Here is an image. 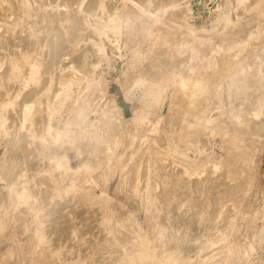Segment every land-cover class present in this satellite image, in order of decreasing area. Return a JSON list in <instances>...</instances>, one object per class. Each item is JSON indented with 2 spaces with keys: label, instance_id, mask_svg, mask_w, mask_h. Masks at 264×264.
I'll return each instance as SVG.
<instances>
[{
  "label": "rangeland",
  "instance_id": "rangeland-1",
  "mask_svg": "<svg viewBox=\"0 0 264 264\" xmlns=\"http://www.w3.org/2000/svg\"><path fill=\"white\" fill-rule=\"evenodd\" d=\"M0 264H264V0H0Z\"/></svg>",
  "mask_w": 264,
  "mask_h": 264
},
{
  "label": "bare ground",
  "instance_id": "bare-ground-1",
  "mask_svg": "<svg viewBox=\"0 0 264 264\" xmlns=\"http://www.w3.org/2000/svg\"><path fill=\"white\" fill-rule=\"evenodd\" d=\"M231 47H232V46H231ZM221 49H222V47H221ZM228 49H230V48H228ZM214 52H215V51H214ZM160 62H161V61H160ZM259 70H260V69H259ZM153 73H154V72H153ZM156 74H157V73H156ZM161 74H162V73H161ZM186 85H187V84H186ZM186 85H185V86H186ZM185 86H184V87H185ZM26 107H27V106H26ZM28 107H29V106H28ZM114 118H115V117H114ZM110 121H111V119H110ZM61 225H62V224H61ZM85 228H86V227H85Z\"/></svg>",
  "mask_w": 264,
  "mask_h": 264
}]
</instances>
